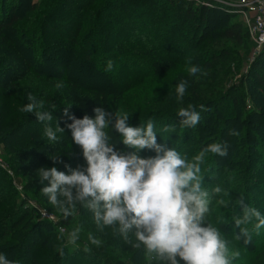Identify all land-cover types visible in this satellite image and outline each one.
Segmentation results:
<instances>
[{
  "label": "rangeland",
  "instance_id": "obj_1",
  "mask_svg": "<svg viewBox=\"0 0 264 264\" xmlns=\"http://www.w3.org/2000/svg\"><path fill=\"white\" fill-rule=\"evenodd\" d=\"M203 2L0 0V18L5 27L11 24L6 28L24 41L21 55L31 66L24 61L14 68L8 59H0V121L4 122L10 109L13 113L6 123L9 127L0 130V232L19 218L20 215H14L16 206L25 199L23 211L32 207L39 210L24 222L48 220L53 224L51 228H37L28 245L21 249H14L17 242L11 245L10 238L0 237V254H8L6 257L14 264L19 259H24L22 264H57L50 253L59 254L57 249L63 248L62 264H104L93 255L84 254L79 240L75 245L67 243L68 233L76 227L96 231L92 213L85 214L88 222L81 224L78 220L67 226L54 211L42 209L43 205L28 194L31 192V188H26L28 179H24V169L14 155V151L21 150L20 144L23 148L31 144L28 139L35 133L40 138L46 137V126L63 127L67 119L65 108L70 112L71 97L76 93L90 95L98 107L108 112L107 100L113 95L117 111L130 115L129 125H146L151 119L157 143L175 147L189 158L227 135L228 141L222 145L228 146V155H214L209 161L208 154L202 165L204 186L209 190L220 186L224 190L213 198L214 213L228 211L229 214L243 200L264 215V88L251 76L260 55L254 57V44L245 30L242 43L215 38L222 28L240 21L231 6H219L222 13L211 14L209 21L193 17L186 21L187 9ZM12 56L17 59L15 53L9 58ZM108 60L114 64L111 71H105ZM190 64L200 66L207 75L189 76ZM37 70L63 84L59 92H52L51 105L44 102L43 111H51V121L40 122L34 113L22 111L29 102L28 95L34 94L30 81ZM181 79L188 80L185 96L195 98L191 105L201 115L195 127H181V117L175 114L178 108L189 105L187 101H182L183 105L177 103L173 98ZM22 88V95L26 94L24 105H16L11 102L12 95ZM201 104L206 110H200ZM169 125L175 127L174 132L163 131ZM231 130H236L238 135H230ZM111 135L116 148L125 150L119 134L113 130ZM140 155L149 158L155 152L143 150ZM77 166H86L83 157L71 168ZM254 223L244 226L251 230ZM253 234L261 238L260 242L264 241V228ZM252 242L256 243L253 239ZM41 250H44L43 258L34 263ZM71 253L75 258L69 260ZM243 254L233 264H249L247 260L251 257Z\"/></svg>",
  "mask_w": 264,
  "mask_h": 264
},
{
  "label": "clouds",
  "instance_id": "obj_2",
  "mask_svg": "<svg viewBox=\"0 0 264 264\" xmlns=\"http://www.w3.org/2000/svg\"><path fill=\"white\" fill-rule=\"evenodd\" d=\"M108 60L105 71L113 69ZM189 76L207 75L198 65L190 64ZM57 83L56 88H62ZM188 88V80L181 79L176 85V100L182 102ZM28 103L22 108L25 113H34L40 122L51 121V111H43L45 103L29 94ZM200 110L205 106L201 104ZM55 109V106L52 107ZM95 118L85 115L76 118L65 108L64 115L72 122L67 124L72 142L81 148L86 166L68 169L66 174L57 167H41L37 170L41 188L48 202L58 209L63 217L74 215L77 206L87 208L93 215L97 227L112 229L125 243L143 254L155 264H233L239 251L229 247L221 228L209 220L212 201L224 190L215 186L211 190L204 186L202 165L208 154L225 157L228 146L213 142L189 158L175 147L157 143V132L150 119L146 125L131 126L128 113H110L103 107L93 109ZM184 128L195 127L201 120L194 105L181 107L177 112ZM114 120V122H113ZM119 134L127 150H118L111 135ZM64 131L50 125L44 129L48 141L59 142L57 132ZM164 132L172 133L175 127L165 126ZM230 135H238L231 130ZM143 150L155 152V156L142 158ZM54 163H62L59 155H51ZM224 204L223 199L219 200ZM242 216L234 219L235 235L244 245L252 242V233L259 234L264 228V215L243 200ZM227 206V205H225ZM252 229L244 225L253 223ZM63 231V230H62ZM81 228L68 233L67 243L75 245ZM91 245L99 246L101 240L91 233L87 237ZM84 250L90 251L87 244ZM61 256L63 248L57 249ZM0 264H14L6 255L0 254Z\"/></svg>",
  "mask_w": 264,
  "mask_h": 264
},
{
  "label": "trees",
  "instance_id": "obj_3",
  "mask_svg": "<svg viewBox=\"0 0 264 264\" xmlns=\"http://www.w3.org/2000/svg\"><path fill=\"white\" fill-rule=\"evenodd\" d=\"M218 13H222V10L219 8V6H216L215 8H211L204 5V3L202 4L199 3V5L195 4L194 8L189 7L186 11L185 17H186V21L190 17L191 18L193 17L194 20L196 18L201 20L206 18L207 21H209L210 20L209 16L211 14L215 15ZM205 15L206 17H204ZM229 16L233 17L232 15ZM10 26L11 24H9L6 27H10ZM6 27L0 18V59H4L5 61L8 59V63L10 62L11 65H14V68L16 65H20V63H24V61L25 64L27 63V65L30 66L27 59L23 58V55H21V51L23 50L24 47L23 44L24 41L21 40V38H19L18 36H16L15 33L10 28H6ZM243 30H245V32L247 33L250 39L248 29L241 20L230 26H225L224 28H222V30L215 38L218 39L219 41L220 38H224L233 42L242 43ZM1 34H3V36H1ZM215 38H213V40H216ZM13 53L16 54L17 59L13 58V56L9 58L10 54ZM208 69H210L209 65H208ZM253 71L254 73H252L251 76L254 77L255 79L254 81H256L259 87L264 88V49L259 56V60L253 66ZM36 72L37 74L34 75L33 80L30 81V86L32 87V89H34V94L32 95L36 97L37 100H42L45 103L51 105L53 103V97H54V95H52V92L53 91L59 92L61 88L59 89L56 88V84L61 83V81L59 79L53 78L51 75H48L47 73L39 72L38 70ZM22 90L23 88L18 91V94L15 93L14 95H12L13 101L11 102H14L16 105L19 104L24 105L23 100L26 94L22 95ZM173 98L174 101L177 102L176 95ZM194 99L195 98H189L184 96L183 101L185 102L187 101L189 102L188 104H191L194 101ZM71 103L73 106L70 109L69 112L70 115H74L76 118H83L85 115L89 116L90 118H95V113L93 109L98 107V105L96 100L90 95L76 93L71 97ZM184 103H182V105ZM182 105H178V106L181 107ZM107 107L110 113H115L117 111V109L114 106L113 95H110L108 97ZM178 110L175 111L176 115ZM12 117H13V113L10 109L9 114L7 112L6 117L4 118V122L0 121L2 123L0 125V130L5 131L9 127L8 124L6 123H8L9 122L8 120ZM71 122L72 121L67 117L63 127H61L64 129V131L57 132L59 142L56 143L50 142L48 141L47 137L40 138V134L37 132L31 138L28 139L29 141H31V144H29L26 148H23L22 147L23 144L20 143H18L17 145L20 144L18 147H20L21 150L14 151V148H12L13 149L12 151H14V155L18 156V160H17L18 162L17 161L16 162L19 163L21 167L24 169L23 171L21 170L24 174L23 176L24 179L25 180L28 179L26 188L28 190L31 188L30 190L31 192H28V194L32 196L34 200L38 201L40 204L43 205L42 209H48L49 211H54L56 214H58L59 217L61 218V221L64 222V224H66L67 226L70 225L72 222L78 220L81 224L88 222L89 220L87 216H85V214H90V211L87 208L78 205L74 215L65 219L62 213L58 209H55L52 205L49 204L48 198L42 193L41 188L47 186L48 182L45 181L44 184H41L39 182L37 170L41 167L50 168L54 166L57 167L59 171H64L67 174L68 169L65 167V165L73 166L75 161L78 162L81 161V158L83 157L82 150L77 145L75 146V144L72 142L71 132L67 128V124H70ZM55 129L56 128H54V130ZM226 141H228V136L224 135V137L219 139L218 143L223 144ZM122 147H124L125 149V146ZM54 154L59 155L60 159L63 162L54 163L53 160L50 159V156ZM212 157H214V155L210 154L209 161L213 159ZM17 173L19 174V171ZM243 197L245 198L246 196ZM25 204H26V199L21 204L16 206L17 210L14 215L15 216L20 215L19 218L12 220L11 224L6 225L4 230L0 232V237L4 236L5 238L11 239V245L17 242V244L14 245V249H21L23 247H26L29 243V239L33 236V234H35L37 228L38 229L43 227L51 228L53 225L48 220H39L38 222H35L33 224H31L28 221L24 222L26 217H28L29 215H33L35 212H38L39 210L36 207L34 208L32 207L29 209L26 208V210L23 211V206ZM214 209L215 208H212V211L209 215V220L211 223L221 228L222 235H224L225 238L229 241L230 249L233 251H239L240 255H242V252L244 253L243 255L245 254L249 255L251 257L247 260L249 264H264V241L260 242L261 238H258V236L252 233V239L256 243L259 241V244L251 242L250 245H248V247H246L243 244V240L238 241L235 239V235L239 234V228L234 227V219L238 217L239 214L242 215V211H240V206L239 208L235 207L231 209V211H229L230 212L229 214L228 211L225 213L220 212L215 214ZM79 214L82 215L81 218L79 217L80 216ZM80 228H81V232L79 238L80 241L79 248L83 250L84 254L86 255L91 254L96 259L98 258L104 264H126L124 262L126 260L129 261L130 264H155V262L149 260L144 256L142 250L134 249L133 247H131V245L125 243L122 237H120L118 234L114 235L112 229L110 228H104L103 231H101L98 227L96 228V231H94L93 229L88 231L83 227ZM232 232H236V234H232ZM89 233H91L97 239L101 240V244L99 246L91 245L87 241V237ZM58 237L59 235H57L55 238ZM86 244L89 249L92 248L88 252L84 250ZM38 252L36 251L38 257H35L34 263L39 259H42L44 256V250ZM36 253H33L34 256ZM50 255H49L50 257H53L55 260L58 261L57 264H62L60 260L64 258L63 256H61L58 253L54 254L53 252H51ZM69 255H70L69 260L75 258V254L71 253ZM18 257H20V254L18 255ZM18 262L17 264H22L24 262V259L23 260L19 259Z\"/></svg>",
  "mask_w": 264,
  "mask_h": 264
},
{
  "label": "built area",
  "instance_id": "obj_4",
  "mask_svg": "<svg viewBox=\"0 0 264 264\" xmlns=\"http://www.w3.org/2000/svg\"><path fill=\"white\" fill-rule=\"evenodd\" d=\"M204 5L216 7L228 5L236 13L249 32L254 44V57L264 49V0H204Z\"/></svg>",
  "mask_w": 264,
  "mask_h": 264
}]
</instances>
